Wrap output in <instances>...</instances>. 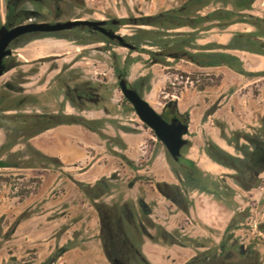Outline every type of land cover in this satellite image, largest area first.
I'll list each match as a JSON object with an SVG mask.
<instances>
[{
    "label": "crops",
    "instance_id": "1",
    "mask_svg": "<svg viewBox=\"0 0 264 264\" xmlns=\"http://www.w3.org/2000/svg\"><path fill=\"white\" fill-rule=\"evenodd\" d=\"M235 26L240 28H234L227 32ZM252 29L253 27L247 23H234L223 29L215 41L218 44L226 45L231 40L233 31H250ZM202 39L203 37L198 40L201 46L212 42L211 40L202 42ZM221 51L237 56L242 62L241 67L249 74H243L228 65L202 66L187 60H183V63L172 64L169 62L168 65H164V67L171 66L181 69L196 82L195 85L187 87L186 91L178 95V99H174L181 113L189 112V134L193 131V125H199L200 133L198 135L201 134V137L203 130L207 131L209 121L218 117L220 110L218 106L225 104L224 100L228 97L227 92L230 90L232 80L244 76H252L251 78L257 79L264 77L261 75L264 72V55L240 49ZM142 65L143 63L138 60L131 64L129 71L131 81H136L140 77L135 74L140 71ZM151 68L153 69V65L145 69ZM167 81L168 78L164 72L159 75L153 74L150 81L151 88L144 91V97L151 105L155 106L156 102H160L156 92ZM39 99L42 100V97L39 96ZM256 110L259 114L254 116L250 123L254 122V119L259 115L264 114V105L256 107ZM92 114L84 113L83 115L88 119H103L101 116H92ZM107 126V120L103 119V124L99 129L103 133H107L105 129ZM215 129L216 135H210L203 142H200L198 138L196 140L190 138L191 144L186 147L187 150H184L186 157L197 163L202 160L207 164L208 169L213 168L215 164L204 152L207 140H213L224 146L220 142V140L224 141L221 137V129L217 125ZM140 134L120 127L114 134L109 133V135L117 136V140L108 142L99 132L82 124L63 123L27 138L26 135H20L9 149L12 155L17 156L18 160L14 159V161L19 165L0 167V171L11 170L13 175L21 174L19 177L25 179L37 177L40 179V185L35 190L20 196L13 192L9 193L6 188L8 186L0 178V264H56L58 260L67 259L69 253H72L71 257L78 258L77 254L85 250L86 252L95 251L99 253L100 257L102 248L98 238L99 230L93 231L87 236L89 239L83 241V231L80 230L81 218L77 213L82 204L83 209L89 211L92 216L88 224L94 229L96 223L99 222V217L93 203L77 185L71 187L69 191L67 189L59 194L54 191V188L63 183V173H66L69 178L71 177L72 181L74 179L90 184L96 183L103 177L111 176L117 172V160H123L117 155L119 152L124 153L136 164V161L146 152V145H143L144 138H141ZM6 139V131L0 127V147ZM28 144L45 155L58 158L62 165L24 166L19 160H30L33 155L28 149ZM4 155L1 158L5 159ZM151 162L149 172L155 176V168H157L158 173L161 174L159 181L180 183L171 168L165 151L157 154L156 158L154 155ZM135 172L142 175V169H137ZM3 174L0 172V175ZM73 183L75 182L73 181ZM81 197H84L82 198V200L84 199L83 203L80 202ZM190 197L193 204L190 206L189 212L185 213L155 189V185L150 192L145 194L146 201H152L154 204L152 218L165 230L169 232L179 230L183 235L192 239L201 238L214 243L219 242L227 225L235 215V210L224 201L205 192L194 190L190 192ZM24 213L27 215L21 218L13 232L5 237L9 227ZM82 219L84 220V218ZM85 231H87V226H85ZM83 245H86L87 248ZM61 248L64 250L59 253L57 259L49 263L48 260ZM196 248L192 242L182 246L167 244L162 238H158L156 241L144 238L142 244L143 253L152 264H183L195 255ZM32 260L33 263H31ZM60 264L70 263L63 261Z\"/></svg>",
    "mask_w": 264,
    "mask_h": 264
},
{
    "label": "flooded vegetation",
    "instance_id": "2",
    "mask_svg": "<svg viewBox=\"0 0 264 264\" xmlns=\"http://www.w3.org/2000/svg\"><path fill=\"white\" fill-rule=\"evenodd\" d=\"M230 1L231 0H227V2H225V0H223V2L227 4L228 3L232 4V2ZM3 2H4V11L0 12V27L5 25L8 28H12L19 24H25L31 22L57 23V22H67V21H92V22L101 21L100 23H97L96 26L86 23V24H77L71 28H65L53 32H29L17 37L11 42L10 47L12 49V53L6 58V63L11 64L12 67L9 70H7L4 74H6L9 71H15V72L12 74L11 77H9L4 82L2 86H0V92L6 90L5 84L7 82L11 83L12 86L16 89H11L9 91L10 96L6 102V104L8 105H12L13 109H10L5 113L9 114V113L19 112L30 116L34 114L53 116L50 119L45 117H38L35 118L34 121H28L29 128L20 129V133H21L20 135H26L32 129L41 127L48 120L58 119L62 115H74L89 120L92 122V125L96 124L95 126L93 125L95 128L98 127V130L95 131L101 134L102 131L99 129V127H101V124H103V119H88L83 114L93 113L95 112L96 108H100V110L102 109L103 112L106 111L105 107L101 108L99 106L106 101L109 86L103 84L102 82H96L89 77H85L84 75H83L84 77L83 76L70 77L67 75L64 77L62 74L61 76H58V78H56L55 81L52 82L46 88L45 92H43L41 95L30 93L29 90H27L26 88V84L29 83L28 79L33 78L36 74H38V71L35 72L30 71L29 74H22L21 72H19L18 67L25 65L24 62H29V60L21 58L22 54H20L18 50L25 48L35 40L50 38V39L61 40L64 41L65 43L81 44L85 48L94 46L98 50H109V51L111 48L115 49V46H123L128 48L131 52L138 51L140 54H144L145 52L148 53L150 57L148 58L149 59L148 61L152 63L150 64V66L157 63L166 65L169 63L168 62L170 61L169 59L190 61L185 58L175 59L173 57L168 56L166 57L164 63L157 61L155 62V51L157 52L160 51L159 46L155 45V36H151V35L149 36L146 33L145 37H143V40L150 41L152 43L151 45L156 46L158 50L155 49L153 50L145 47L143 43H139L141 42L140 40H138L136 43L132 36H126L125 34H122L120 29L118 28L122 25H127L128 23H131L130 21H128L129 19L133 20L144 16L133 17V18H109V17L96 18L88 15L85 6L86 0H3ZM202 9L198 11V14L201 15L207 14V13L205 14L200 13ZM251 9L244 10L242 12L253 14L251 12ZM229 10H235L234 6L232 9ZM145 16H154V15H145ZM212 24H213L212 22L211 23L206 22L205 25L207 26L209 25L208 29L206 30L200 29L199 35L203 32H208L213 27H218ZM136 25L151 26V25H142V24H136ZM151 27H154L151 28L152 30L158 29L155 28V26H151ZM185 27L169 29L167 30V32H169V34L174 32H182L179 29ZM252 27L253 29L250 31L243 30L240 32L255 31V27L254 26ZM189 28L193 30L191 27ZM226 28H220V29L223 30ZM103 30L122 35L125 41L133 44L135 48H129L127 46L120 44L117 38H110L108 35H106L103 32ZM235 32H239V31H233V34ZM199 35L194 42L196 48L185 46L186 50L195 53H207V52H223L221 50L228 49V48L220 47L225 45L218 44L216 42L213 44L211 42L210 44L201 46L198 43V40L201 38V36ZM168 37L173 38L172 35ZM57 55L60 54L52 53L47 56H41L40 58L41 60L36 59V62L33 63L34 64L41 63L46 59L55 60L57 58H53V57L46 58V57L57 56ZM112 56H113L112 68L116 76L118 87L121 90V92L123 93L120 86V81L124 79L129 87L136 89L145 99L144 91L149 90L151 88V82H150L151 77L149 72L148 73L145 72L143 75H141L143 73L142 71V73L139 74L140 77L136 81L134 80L131 81V79H129L130 66L135 60H138V58L132 55V53L131 55H125L124 57H121L118 56L115 52H113ZM222 65H226V64H222ZM53 69L54 67L52 68V70ZM245 72H246L245 74H249L247 71ZM184 75L186 76V79L183 81H185L186 86L188 83H190V86L194 85L195 81L189 76H187V74ZM172 83L174 84L175 82ZM19 88H21V91L17 90ZM169 95L171 96V98H169V100L164 105L163 112H159L155 108V106L151 105L149 102L148 103L153 108H155L159 113H161L167 121H172L175 119L177 123L183 122L184 124L187 125V131L184 135V138L187 140V143L182 148V155L178 161H176L170 155L166 145L157 137L154 130L151 127L150 128L152 129L153 134L156 135L157 139L164 145L166 149L165 152L168 153V160L170 162L171 168L180 182L178 184L176 183H170V184H176L182 187V190L184 191V194L187 200L189 201V209L190 206L193 204V201L190 197V192L194 190H196L197 192H205L207 194L213 195L216 199L224 201V203H226V201L232 198L234 194H239L241 191L252 192L256 188L261 187V185L264 183V114L256 117L254 119V122L248 124L249 125L248 128L233 131L232 132L233 135H229L224 128L223 129L220 128L221 137L224 139L225 143L227 144L226 146H221L215 143L213 140H207L206 145L204 147V152L207 154L211 162L221 169V174L218 177L217 176L215 177L213 176L211 170L209 169L207 171L204 170L201 166H199L197 162L184 155V150L186 149V147L190 146L191 144V140L189 138L190 115L189 112L181 113L178 110L176 101L174 100L179 98L178 94L176 93L170 94L168 92L167 95H165V97H168ZM39 96L42 97V100L39 99ZM124 97L126 101L130 103V109H132L137 114L131 101L127 99L125 95ZM47 100L55 102V108L38 107V104L44 105V103H46ZM120 127L129 130L128 128H126V126H120ZM103 134L104 136L102 135L101 136L103 138H106L108 142L111 141L114 142L118 138L117 136H109L106 135L105 133ZM19 136H17L15 140H17ZM211 143L215 144L217 150L211 148L210 146ZM117 155L121 157L129 165L130 169L132 170L139 169L137 168V164L133 163L124 153L120 152L117 153ZM181 159L192 161L202 171V176L200 181L198 180L196 181L193 178L194 166L190 163L187 164L185 162H182ZM176 169L180 172V175H178L175 172ZM183 169L188 170L190 174L189 178L184 176V174L182 173ZM116 175L117 172L113 173L109 177H103L100 179L102 180L106 178L108 180L110 184V189L108 192H105L99 198H95L93 200H91L87 196L90 199V201L93 203L95 208H96V204L98 203H103L111 207L108 208L109 209L108 211L105 210L106 211L105 221L101 220L99 211L96 208L99 217L98 238L101 243L102 254L104 258H106L110 262V264H141V263L152 264L149 261V259L145 256L142 250V244L144 238H149L153 241L158 240V238H162V240L167 244H178L182 246H185L188 243L192 242L194 246L197 247L196 253L192 258H190L188 261H186L183 264H264L263 253L261 252L260 248L256 246L258 244V242H256V236H253L252 242L245 243L244 241L240 240V238L235 234L237 225H243L245 221L251 219L252 222H246V223L254 228V231H256L257 233L256 235L258 236L257 239L260 240L264 239V228H263L264 220L257 221V219L254 218L253 216L255 215L256 212H253V210H249L248 208L247 210L236 212L238 207L237 208L232 207L235 210V215L227 225L219 242L215 243L212 246L206 245L203 241H201L205 239H201V238L192 239L187 235H183L179 230L175 232H169L166 230L167 232L173 234V236L180 242V243H169L165 241L163 239V236L160 234V228L163 227L156 224L154 219L152 218L154 204L153 205L149 204V201H146L145 196H141V195L136 196L135 200H131L128 197H125L119 203L115 202L109 204L108 202H106L105 196L112 195V191L114 190L113 181L114 178H116ZM139 179H140V174H138V176L132 182H130L129 188L130 189L134 188L135 184H137ZM230 181L233 182L234 186L230 183ZM158 182H166V181H158ZM96 183L94 184L88 183V184L95 185ZM157 183L155 184V189L159 191L157 187ZM167 199L170 200L173 204H175L179 209H181L171 199L169 198ZM189 209L187 212L184 211L183 209L181 210H183L185 213H188ZM12 226H10L7 232L5 233V237L11 234L10 233L9 235H7V233L9 232ZM143 230H146L148 233H145V231ZM241 245H243V248H241ZM63 250L64 248L57 250V252L52 256L55 257L53 261L57 259L59 253L62 252Z\"/></svg>",
    "mask_w": 264,
    "mask_h": 264
},
{
    "label": "rangeland",
    "instance_id": "3",
    "mask_svg": "<svg viewBox=\"0 0 264 264\" xmlns=\"http://www.w3.org/2000/svg\"><path fill=\"white\" fill-rule=\"evenodd\" d=\"M185 1L186 0H86L85 6L88 15L96 18H133L145 15H155L156 13L163 12L165 10L176 9L184 4ZM217 8L232 9L233 5L231 3L227 4L223 2V0H210L209 4L203 8L200 13L205 14ZM3 11L4 2L3 0H0V12ZM251 12L264 17V0H255L252 5ZM118 28L122 34H125L126 36H132L136 43L138 40H140L141 42L139 43H143L145 47L158 50L156 46L151 45L152 43L150 41L143 40V37H145L146 33L141 31L142 29H151L154 27L139 26L133 23H128L127 25H122ZM234 28L240 27H231V29L227 32H230ZM179 30L182 32H188L191 29L189 27H185ZM220 33H222L220 28L213 27L208 32H203L199 36L203 37L202 42L211 40L213 44L216 42L215 40L219 38ZM18 52L22 54L21 58L29 60V62H24L25 65L18 67L19 72L22 74H29L30 71H38V74H36L33 78L28 79L29 83L26 84L27 90H29V92L32 94L41 95L43 92H45L46 88L62 74L64 77L66 75L70 77H79L84 75L85 77H89L96 82H102L103 84L109 86L106 101L99 106L101 108L105 107L106 111L103 112L102 109L100 110V108H96L92 116H101V118L107 120L108 126L105 128L107 131V133H105L106 135H109V133L114 134L118 131L120 126H126V128H128L131 132L141 133L139 136L144 138L143 145H146V152L143 153L142 157L136 161L137 168L142 169V175H140V179L132 189L129 188L130 182H132L138 176V173H136L135 170H131L129 165L124 160H117L116 165L118 169L116 178H114L113 181L114 190L112 191V195L105 196V200L109 204L115 202L119 203L125 197L135 200L136 196H145L146 193L150 192L151 188H153V186L159 181L161 174H159L157 168H155L154 176L149 172V166L152 163L151 161L154 155L156 158L157 154L166 151V149L164 145L157 139L156 135L153 134L152 129L146 126L141 121L139 116L132 109H130V103L126 101L116 81V76L112 68V53L115 52L121 57H124L125 55H131L132 53V55L138 58L141 63L143 62L140 71L135 74L137 76H139L142 71L147 73L149 72L150 77H152L153 74L159 75V73L163 72L167 75L168 81L166 84L160 86L156 92V96L160 102L155 103V108L159 112H163L164 105L169 100V98H171L170 95L165 97L168 92L170 94L176 93L181 95L183 91H186L187 87H190V83H188L186 86L185 81H183L186 79V76L184 75L185 72L181 69H175L171 66L164 67L165 64L160 65L158 63L153 65V69H145L149 67L150 64H152L150 61H148V58H150L149 54L146 52L144 54H140L138 51L131 52L128 48L123 46H115V49L111 48L110 51L98 50L94 46L85 48L81 44L65 43L61 40L48 38L35 40L25 48L19 49ZM52 53H59L60 55L46 57L57 58L55 60L46 59L41 63H33L36 62V59L41 60V56H47ZM169 60L171 61L168 62H172V64L175 62H184L183 60ZM53 67L54 69L52 70ZM14 72L15 71H9L1 76L0 86H2ZM261 75H264V72H262ZM251 77L252 76H244L232 80L230 90L227 92L228 97L224 100L225 104L218 106L220 108L218 111V117L209 121L207 131H205V129L203 130L202 137L201 134L200 136L198 135L200 133L199 125H193V131L191 134H189V138H193V140L198 138L200 142H203L205 138L210 137V135H216V125L221 129L224 128L229 135H233V131L248 128V124H250L254 116L259 114V112L256 110V107H261L264 105V77L259 79ZM172 82L175 83L173 84ZM195 84L196 82L194 85ZM38 107L55 108V102L47 100L44 105L38 104ZM217 118L219 120L218 122ZM7 135L8 134L6 132V136ZM9 137L7 136V138ZM220 142L224 146L227 145L224 141L220 140ZM166 156L168 159V153H166ZM4 158L11 161H14V159L18 160L17 156L12 155L10 152H7V154L4 155ZM19 161L22 164H25L27 160L20 159ZM199 162V166L207 171L209 168L207 164H205L202 160H199ZM209 170H211L213 176L215 177H218L221 174V169L216 165H214L213 168L211 167ZM0 172L4 173L3 175H0V178L2 179V182L8 186L6 188L8 189L9 193L13 192L14 194H20V196H24L29 191L35 190L40 185V179L37 177L25 179L23 177H19L21 174L13 175V171L11 170ZM63 174V183L54 188V191L58 194L60 192L67 191V189L69 191L71 187L73 188L75 185H77L76 183H73V181L75 182L76 180L73 179L72 181L70 179L71 177L69 178L66 173ZM230 183L234 186L232 181H230ZM82 198L84 197H81L80 202L83 203L84 199L82 200ZM226 203L229 207H238L236 212H241L249 208V210H253V212L257 213H255L256 216L253 215L257 221H263L264 183L261 185V187L256 188L252 192L241 191L239 194H234L232 198L226 201ZM149 204L153 205V202L149 201ZM83 208L84 207L81 204L77 213L81 218L80 230L83 231L82 240L87 241L89 239L87 236H89L93 231H98L99 222L96 223L94 229L91 228L88 222L91 220L92 216L90 215L89 211ZM82 218H84V220ZM246 222H252V220L248 219L243 225H237L235 232L236 236H238L240 240L244 241L245 243L252 242L253 236H256V242H258L256 246L260 248L264 257V239H257L258 236L256 235V231H254V228L251 225H248ZM85 226H87V231H85ZM201 241L210 246L215 244L209 240ZM83 246L87 248L86 245ZM70 255H72V253H69V257L67 259L64 258L60 261L58 260L56 264H60L63 261H68L70 264H110V262L103 257L102 253L99 257V253L95 251H82L77 254L78 258H73ZM31 263H33V260Z\"/></svg>",
    "mask_w": 264,
    "mask_h": 264
},
{
    "label": "trees",
    "instance_id": "4",
    "mask_svg": "<svg viewBox=\"0 0 264 264\" xmlns=\"http://www.w3.org/2000/svg\"><path fill=\"white\" fill-rule=\"evenodd\" d=\"M209 2L210 0H186L184 4L178 9L163 11L154 16H144L133 20L129 19L128 21L135 24L151 25L155 26V28H158L155 30H141L142 32L147 33L149 36H155V45H158L160 48L159 52L155 51V62L157 61L164 63L166 57L168 56L175 59L185 58L203 66L226 64L229 67L245 74V70L241 67V60L235 55L227 54L225 52L195 53L185 49V46L196 48L194 42L198 38L199 30H206L209 27V25H205L206 22H212V25L218 26L220 28H226L230 24L235 22H245L254 26L255 31L235 32L232 36L231 41L227 45L220 47L228 49H241L264 54V18L250 13L242 12L244 10L251 9L254 0H231L230 2H232L235 10L218 8L205 15L198 14V11L208 5ZM225 2H227V0H225ZM185 26L191 27L193 30L188 32H174L170 34L169 32H167V30L169 29H175ZM171 35L173 36V38L168 37ZM7 66L12 67L11 64H7ZM5 87L6 90L0 92V127L5 129L8 137L10 134L11 135L0 147V167L19 165L18 162L3 159L1 158V156L9 152V149L15 143V138L21 134L20 129L29 128L28 121H34V119L38 117H45L48 119L53 117L49 115L44 116L38 114L30 116L19 112L9 114L5 113L6 111L13 109V106L6 104V102L10 96L9 91L11 89H16L9 82L5 84ZM17 90L21 91V88ZM63 123H81L90 129L98 130L97 127L95 128L92 125L91 121L86 120L82 117H77L74 115H62L58 119L48 120L41 127L32 129L28 134H26V138L40 133L41 131L52 126ZM101 135L104 136L102 132ZM210 146L212 149L217 150L215 144L211 143ZM28 149L31 150L33 155L30 160H27L25 162L24 166H35L36 164L42 165L43 167H48L50 164H55L58 166L62 165V162L58 158L45 155L35 148L31 147L29 144ZM181 161L187 164L190 163L194 166L193 178L196 181H200L202 171L190 160L181 159ZM175 172L180 175V172L177 169L175 170ZM182 173L185 177H190L188 170L183 169ZM76 183L91 200L99 198L110 189V184L106 178L98 181L95 185H90L88 183L79 181H76ZM157 187L163 195L175 202L181 209L186 212L188 211L189 201L187 200L181 186L170 184L167 182H158ZM96 208L99 211L101 220L105 221V210L108 211V208L111 207L103 203H98L96 204ZM26 215L27 213H24L17 218L7 235L12 233L17 222ZM143 231H145V233H148L146 230ZM160 234L163 236V239L169 243H180L173 236V234L167 232L163 228H160ZM54 259L55 257H51L49 262L53 261Z\"/></svg>",
    "mask_w": 264,
    "mask_h": 264
},
{
    "label": "water",
    "instance_id": "5",
    "mask_svg": "<svg viewBox=\"0 0 264 264\" xmlns=\"http://www.w3.org/2000/svg\"><path fill=\"white\" fill-rule=\"evenodd\" d=\"M101 21H67V22H31L19 24L12 28L3 25L0 27V76L3 75L11 67L7 66L6 58L12 53L10 47L11 42L17 37L29 32H53L65 28H71L77 24L97 25ZM103 32L110 38H117L120 44L129 48L135 46L126 42L124 37L117 33H112L106 30ZM121 89L124 95L131 101L137 114L141 120L151 127L157 137L166 145L170 155L178 161L182 155V148L186 145L187 140L184 135L187 131V125L183 122L177 123L176 120L167 121L161 113L153 108L147 100L134 88L127 85L124 79L120 81ZM243 248V245H241Z\"/></svg>",
    "mask_w": 264,
    "mask_h": 264
}]
</instances>
